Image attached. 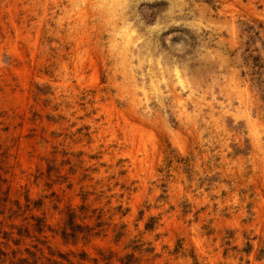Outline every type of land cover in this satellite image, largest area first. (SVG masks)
I'll list each match as a JSON object with an SVG mask.
<instances>
[{
    "label": "rangeland",
    "instance_id": "1",
    "mask_svg": "<svg viewBox=\"0 0 264 264\" xmlns=\"http://www.w3.org/2000/svg\"><path fill=\"white\" fill-rule=\"evenodd\" d=\"M119 2L0 0V264H264V0Z\"/></svg>",
    "mask_w": 264,
    "mask_h": 264
},
{
    "label": "bare ground",
    "instance_id": "2",
    "mask_svg": "<svg viewBox=\"0 0 264 264\" xmlns=\"http://www.w3.org/2000/svg\"><path fill=\"white\" fill-rule=\"evenodd\" d=\"M112 1V3H114L115 5H118V3H121V2H119V1H122V0H111ZM115 11H113V13H114ZM123 12V11H122ZM127 28V27H126ZM130 28V27H129ZM128 29V28H127ZM126 36L124 37V38H126L127 39V41L128 40H130V38H132V35H133V33H134V31L133 30H129L128 32L126 31ZM125 34V33H124ZM121 37V36H120ZM134 37V36H133ZM137 40V39H136ZM122 41V40H121ZM126 41V40H125ZM126 41V42H127ZM133 41V40H132ZM131 42V41H130ZM136 42V41H135ZM128 43V42H127ZM124 44H125V42H124ZM176 75H177V78H180V74L177 72L176 73ZM182 80V79H181ZM183 81V80H182ZM180 84H181V82H180Z\"/></svg>",
    "mask_w": 264,
    "mask_h": 264
}]
</instances>
